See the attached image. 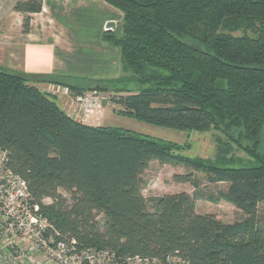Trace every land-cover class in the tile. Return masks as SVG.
I'll return each mask as SVG.
<instances>
[{"label": "trees", "instance_id": "16d2710c", "mask_svg": "<svg viewBox=\"0 0 264 264\" xmlns=\"http://www.w3.org/2000/svg\"><path fill=\"white\" fill-rule=\"evenodd\" d=\"M43 0H18L23 30ZM123 13L104 40L121 49L122 74L91 82L58 78L73 93L101 83L119 112L182 130L215 129V159L184 145L70 115L29 76L0 66V147L33 201L64 239L81 247L186 264H264V0H105ZM243 150L246 159L236 150ZM153 160L184 163L210 183L208 199L244 217L224 222L196 209L197 193L147 198ZM178 180L198 181L193 172Z\"/></svg>", "mask_w": 264, "mask_h": 264}, {"label": "crops", "instance_id": "0c3cea01", "mask_svg": "<svg viewBox=\"0 0 264 264\" xmlns=\"http://www.w3.org/2000/svg\"><path fill=\"white\" fill-rule=\"evenodd\" d=\"M0 1V66L29 76L64 109L73 104L52 79L95 82L122 74L121 49L103 36L108 22L116 23L112 30L121 27L123 13L105 0H43L27 32L17 0H8L9 8Z\"/></svg>", "mask_w": 264, "mask_h": 264}, {"label": "built area", "instance_id": "2783aa9c", "mask_svg": "<svg viewBox=\"0 0 264 264\" xmlns=\"http://www.w3.org/2000/svg\"><path fill=\"white\" fill-rule=\"evenodd\" d=\"M73 104L65 109L86 121L101 114L109 96L57 87ZM7 149L0 147V264H186L175 255H124L111 248L81 247L76 239L61 238L33 201L27 181L8 165Z\"/></svg>", "mask_w": 264, "mask_h": 264}, {"label": "rangeland", "instance_id": "374dc122", "mask_svg": "<svg viewBox=\"0 0 264 264\" xmlns=\"http://www.w3.org/2000/svg\"><path fill=\"white\" fill-rule=\"evenodd\" d=\"M3 3L7 4V8L11 7L8 0H4ZM118 107L111 100H107L105 101L102 113L94 115L86 121L93 125L121 127L151 137L173 140L184 145V148L181 150L184 155L215 159L217 152L216 136L219 134L217 130L213 128L208 130H182L166 125L150 123L122 114L119 112ZM235 155L243 157V159H250L245 157L246 155L243 150L237 149ZM189 171L193 172L194 177L198 181L197 188L193 185L192 179L186 181L178 180L177 176L186 174ZM142 177L144 180L143 192L148 199L152 196L185 190L191 194L197 193L200 195L196 202L198 212L214 213L224 222H233L244 217L242 209L234 203L224 200L214 202L208 199L210 194L217 193L220 188H226L227 183H210L207 180L206 173L193 169L184 163H163L158 160H153L142 174ZM259 213L261 216H264L263 204H260Z\"/></svg>", "mask_w": 264, "mask_h": 264}, {"label": "water", "instance_id": "95a60500", "mask_svg": "<svg viewBox=\"0 0 264 264\" xmlns=\"http://www.w3.org/2000/svg\"><path fill=\"white\" fill-rule=\"evenodd\" d=\"M115 27H116V23L113 22V21L108 22V24H107V26H106V28H107L108 30H112V29H114ZM87 91H90V92L106 93V92L109 91V87L106 86V85H103V84H101V83H96V84H94V85H92V86H89V87L87 88Z\"/></svg>", "mask_w": 264, "mask_h": 264}]
</instances>
